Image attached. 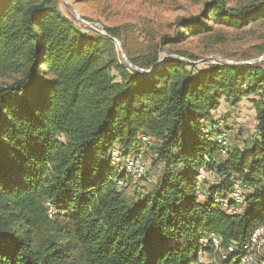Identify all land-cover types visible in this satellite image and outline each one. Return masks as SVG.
<instances>
[{
    "label": "trees",
    "instance_id": "trees-1",
    "mask_svg": "<svg viewBox=\"0 0 264 264\" xmlns=\"http://www.w3.org/2000/svg\"><path fill=\"white\" fill-rule=\"evenodd\" d=\"M209 9L181 36L264 19V0L247 9L215 0ZM81 29L90 28L63 16L58 0H0V78L14 77L0 85V264H195L199 251L213 250L200 244L209 233L226 246L264 227V67L198 69L183 55L151 54L129 59L146 70L157 65L138 72L112 40ZM250 96L252 144L223 148L211 113L222 99ZM141 136L154 143L163 174L133 204L117 186L125 177L110 153H137ZM201 169L219 180L204 201ZM234 182L250 191L242 212L230 215L214 197Z\"/></svg>",
    "mask_w": 264,
    "mask_h": 264
},
{
    "label": "rangeland",
    "instance_id": "rangeland-1",
    "mask_svg": "<svg viewBox=\"0 0 264 264\" xmlns=\"http://www.w3.org/2000/svg\"><path fill=\"white\" fill-rule=\"evenodd\" d=\"M222 1L227 9H247L251 5H257L260 0ZM214 2L215 0H58L63 16L75 22L79 28H90L81 29L90 35L101 32L97 27L77 20L74 10L84 21L115 28L128 61H141L151 54H157L160 60L183 55L189 57L196 68L204 69L211 64H231L229 61L245 63L262 57L256 63L264 67V19L242 27L210 23L213 25L210 30L188 32L186 37L181 36L195 18H201L208 10L212 13L209 7ZM114 45L117 57L123 60L117 45ZM13 79V76L2 77L0 85L10 83ZM251 98L253 97H243L236 104L222 99L218 109L211 113L209 122H220L214 124V128L226 132L229 140L227 146L231 148H244L252 144L256 121ZM149 142V149L146 146L142 148L146 162L145 176L138 182H127L120 188L133 204L154 190L163 174V164L153 163L154 143L151 139ZM223 158L225 156L222 153L221 156H216L218 162H222ZM201 170L197 189L201 195L199 200L204 201L207 198L206 189L219 180L213 173ZM248 191L250 189L245 193ZM242 204L238 206L239 213L244 209ZM208 257L212 262L217 260L214 255Z\"/></svg>",
    "mask_w": 264,
    "mask_h": 264
},
{
    "label": "built area",
    "instance_id": "built-area-1",
    "mask_svg": "<svg viewBox=\"0 0 264 264\" xmlns=\"http://www.w3.org/2000/svg\"><path fill=\"white\" fill-rule=\"evenodd\" d=\"M215 141L223 148L227 147L229 140L226 132L219 130ZM141 142L145 146L149 143V138L141 136ZM143 145L137 153L124 154L118 148H114L111 151V167L119 173H123L125 177L117 181L119 189L125 186L127 182H138L145 176L146 162L143 157ZM222 154H225L224 149ZM201 174H203L202 170ZM247 190L248 187L241 185L239 182H234L230 192L226 195L215 196L214 202L219 204L226 213L230 215L236 214L238 205L243 203V196ZM48 213L53 216L55 211L49 208ZM200 244L202 246L209 245L213 250L211 253L199 251L195 264H207L211 261L208 257L209 255L216 257L217 260L214 261L216 264H264V227L262 226L254 227L244 243L230 242L223 246L222 239L218 235L209 233L201 238Z\"/></svg>",
    "mask_w": 264,
    "mask_h": 264
},
{
    "label": "water",
    "instance_id": "water-1",
    "mask_svg": "<svg viewBox=\"0 0 264 264\" xmlns=\"http://www.w3.org/2000/svg\"><path fill=\"white\" fill-rule=\"evenodd\" d=\"M73 10H74V9H73ZM74 13H75V15H76L77 20H79V21H81V22H83V23H85V24H87V25H89V26L97 27V28L100 30V32H101L105 37H107L108 39L112 40V41L117 45V48H118L119 52L121 53V56H122L123 60L127 63V65H128L130 68H132V69H134V70H136V71H138V72H150V71H152V70L157 66V65H156V66H154V67H152L151 69H148V70H146V69H142V68H138V67H136V66H133V65L128 61V59L126 58V56H125V54H124V52H123V48H122L120 42H119L116 38H114V37L108 35V34L105 32L104 28H103L100 24L95 23V22H87V21H84V20H82V19L79 17V14L77 13V11L74 10ZM179 58H180L181 60L186 61V62H190L189 60H187V59H185V58H183V57H179ZM261 58H262V57H261ZM261 58H259L258 60H260ZM258 60H256V61H258ZM256 61H247V62H245V63H236V62H232V61H229V62H230L231 64H233V65H242V64H253V63H256ZM158 65H159V64H158Z\"/></svg>",
    "mask_w": 264,
    "mask_h": 264
}]
</instances>
